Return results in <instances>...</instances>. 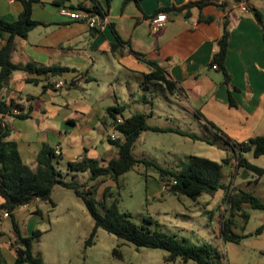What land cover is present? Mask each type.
Returning <instances> with one entry per match:
<instances>
[{
    "label": "crops",
    "instance_id": "0c3cea01",
    "mask_svg": "<svg viewBox=\"0 0 264 264\" xmlns=\"http://www.w3.org/2000/svg\"><path fill=\"white\" fill-rule=\"evenodd\" d=\"M54 1L40 0L32 4V18L42 24L29 31L26 38L16 37L11 59L15 63L33 61L41 65L66 67L68 70L54 79V82L62 79L66 83L61 88L62 93L53 94L51 88L45 89V80L39 84L25 82L30 75L22 71H15L9 85L1 90L6 101L14 99L30 107L28 118L7 116L5 119L9 138L17 143L25 163L34 166L44 142L57 149L63 167L82 156L106 162L112 158L102 157L108 155V151L117 154V149L112 151L104 144L108 141L105 135L113 120L107 112L108 108L121 110V113H115L117 118H127L134 113L144 114L150 128L147 130L156 132L197 136L190 129L180 128L182 122L194 121L207 129L209 125L214 139L219 133L229 140H233L234 134H244L247 136L244 141L264 135V0H210L201 9L203 15L213 17L209 22L199 19L196 7L189 11H166L168 21L160 30H154L150 24V19L159 10L200 0H95L106 11L101 19L102 28L98 30L60 12L64 7L70 11L91 7V0H68L62 5H56ZM241 2L248 11L239 9ZM22 8L18 0H0V18L14 21ZM253 10L263 13L262 30ZM225 17L230 20L225 58V67L231 76L229 85L223 82L222 72L211 66ZM117 36L123 44L112 52L111 46L118 42ZM157 68H161V72L175 85L172 95L160 81H143L145 74ZM23 89L28 93H23ZM157 89L163 95V102L157 103L163 108L147 97V93ZM139 101L145 103L141 111L122 115L123 110L129 109L128 103ZM224 107L228 111L235 109L240 118L236 120V115L228 112L226 121L219 120ZM155 117L166 120V125H151L149 122ZM211 145L220 148L218 143ZM227 166L232 167L231 164ZM243 175L246 176L242 171ZM109 181L111 183L108 182L107 186L110 187L113 180ZM156 183L162 193L164 183ZM38 202L40 200H33L17 211H27L34 204L35 208L29 212L39 214ZM242 213L247 215V220ZM252 214L259 216L263 223L264 210L252 208L247 203H242L241 209L232 217L233 231L248 234L238 243L246 244L253 237L254 242L261 244L264 230L258 235L252 234V230L248 233L243 230ZM36 216L28 217L32 228ZM237 227L240 233L235 231ZM18 228L22 232L19 224ZM32 228H25L28 235ZM213 232L224 244L215 227ZM261 246L252 248L256 250L255 247H258L264 256V245ZM12 262L13 259L9 263ZM250 264H264V258Z\"/></svg>",
    "mask_w": 264,
    "mask_h": 264
},
{
    "label": "trees",
    "instance_id": "16d2710c",
    "mask_svg": "<svg viewBox=\"0 0 264 264\" xmlns=\"http://www.w3.org/2000/svg\"><path fill=\"white\" fill-rule=\"evenodd\" d=\"M22 3V11L14 21H7L0 18V221L4 212L11 217V226L15 232V239L11 244L13 262L9 263L0 249V264H44L42 256L34 253L33 244L40 234L38 229H33L29 235H23L17 222L13 219V214L21 206L30 204L33 200L49 201L51 204V192L55 185L72 189L74 194L80 198L93 220V229L89 237L85 240V247L93 244V238L98 228H102L108 233L133 244L136 248L149 247L159 248L167 251L165 261L168 264H186L194 261L196 264H227L223 253L212 243H192L185 238L181 241L175 234H170L157 228H152V219L145 217L142 223H136L131 219L128 212L120 211L117 205L118 199L112 198L111 188L105 186L100 197L98 196L99 187L107 179H111L118 187V177L133 168L138 163H143L146 168L157 171L159 180L165 185L164 189L177 199L183 197L196 201L198 198L207 194L211 197L219 188L220 176L223 172V165L231 164L236 170H245L248 175L254 173L261 177L264 169L251 163L244 154L252 153L254 157L264 155V135H256L242 142H234L218 134L214 141L218 142L220 148L231 151V154L222 158L220 162L200 156H190L186 165L180 170L163 167L157 162L149 159H139L133 154L134 143L144 130L150 129L146 123V116L141 113H134L127 118H122V123L116 128L121 133V138L117 140L107 139L110 144L115 145L117 154L106 162L99 159L81 158L66 163V171L74 176L78 173L88 172L84 181L63 178L58 165L60 155L57 149L47 142H44L38 151L34 166L25 163L20 155L17 143L10 139L9 128L4 122L7 116L28 118L30 107H24L22 103L10 99L6 101L1 95V90L9 85L12 74L15 71L28 73L30 76L25 78V82L39 84L43 80L47 81L44 88L56 90L54 79L62 75L68 69L58 65H41L33 61L25 64L15 63L11 59V54L15 48L16 37L26 38L29 31L42 24L32 18V4L40 0H18ZM68 0H55L56 5H62ZM92 1L91 7H84L89 12L98 14L100 18L106 15V11ZM108 2L110 0H107ZM210 0H200L188 2L180 7L164 8L159 12L190 10L196 7L199 10V19L209 22L212 16H205L201 9ZM257 24L263 29L262 11L253 10ZM156 13V14H157ZM94 29V28H91ZM96 30V29H94ZM98 30V29H97ZM230 37V20L228 17L223 19L220 37L216 41V49L211 59V66L216 65V69L222 72L223 82L230 83V74L225 67V58ZM118 42L111 46L112 52L115 47L123 44L119 36ZM158 70L144 75L143 81H160L169 95L175 90V85ZM66 85V83H65ZM31 99L30 96L27 97ZM17 109V113L14 110ZM121 110L108 108L107 112L115 120V113ZM112 120V121H113ZM160 130V128H153ZM192 138L198 136L188 134ZM62 166V165H61ZM175 181V183H172ZM97 196V197H96ZM111 198V201H108ZM223 199L230 204L229 215L221 222L219 236L224 242H238L244 234H237L233 231L232 217L241 209L242 203H247L250 207L264 210V202L249 192L242 190L235 191L234 188L224 187ZM208 220L211 219L213 211H205ZM41 214V212H39ZM244 220L247 215L242 213ZM264 230V221L252 234L258 235Z\"/></svg>",
    "mask_w": 264,
    "mask_h": 264
},
{
    "label": "rangeland",
    "instance_id": "374dc122",
    "mask_svg": "<svg viewBox=\"0 0 264 264\" xmlns=\"http://www.w3.org/2000/svg\"><path fill=\"white\" fill-rule=\"evenodd\" d=\"M27 87L32 88L33 85H27ZM22 91L28 93L26 89ZM53 92V94L62 93L61 88H56ZM147 97L157 106H159V102H163L161 99L163 95L158 89L147 93ZM143 105L145 103L142 101L136 104L128 103V107H130L123 110L122 115L128 116L130 113L141 111ZM159 107L163 108V106ZM222 112L219 114V120L226 121L229 118L228 112L236 115V120L241 116L235 109L228 111L227 107H224ZM149 123L151 125H166V120L155 117ZM207 127L210 130L194 121L180 124L181 129H190L195 132L199 137L197 139L178 134V132L147 130L135 141L133 154L139 159L153 160L163 167L174 170L182 169L190 156H200L220 162L226 154L230 155L231 151L229 148L223 150L209 144L210 141H214V133L209 125ZM243 135L234 134L231 141L242 142L244 137H247ZM226 136L229 137L227 134ZM104 144L112 151L116 150L115 145L108 141H105ZM107 153L108 155L102 157L110 158L116 155L110 151ZM244 156L251 162L255 161L258 166L264 169V155L254 157L252 153H246ZM58 169L65 179L84 181L87 178L84 174H89L88 172L78 173L73 177L65 167L58 165ZM109 180L107 179L100 185L99 197L108 182L111 183ZM158 181L160 180L157 171L150 167L146 168L143 163H138L118 177V187L112 181V186H110L112 198L118 199L119 210L130 213L131 219L136 223H142L145 217H150L152 228L175 234L180 241L185 238L188 242L196 244L212 243L223 253L227 264H250L264 258L258 247H255L256 250L252 248L253 246L263 247L261 245H264V236L260 237L261 244L254 242L253 237H250L246 244L238 242L223 244L213 232L215 227L219 234L221 222L229 215L227 212L229 203L223 199L224 187H232L235 191L249 192L264 202V174L259 179L254 173H250L245 178L242 176L241 170L235 172L233 165L232 167L223 165L219 188L215 195L211 197L204 194L196 201L187 197L177 199L166 189H163L161 193L156 183ZM51 201L53 204L49 201L37 203L41 214L29 212L35 208L34 204L30 205L27 211L19 210L13 214V219L21 227L23 235H28L25 228H32L29 226L28 217L37 215L32 230L38 229L40 234L34 241L33 251L42 256L44 264H168L165 261L167 251L149 247L136 248L133 244L102 228L97 229L93 244L85 247L84 242L93 229V220L83 201L74 194L72 189L60 185L54 186L51 192ZM108 201L110 202L111 198H108ZM209 209L214 214L211 221L208 220L207 213L204 214V211ZM248 213L251 214L252 211L249 210ZM260 224L259 216L252 214L243 230L246 232L252 230L253 233ZM235 231L240 233L241 230L237 227ZM14 239L15 232L11 226V217H2L0 221V249L9 262L13 259L10 247L12 245L9 243H12ZM187 264L196 263L190 260Z\"/></svg>",
    "mask_w": 264,
    "mask_h": 264
},
{
    "label": "built area",
    "instance_id": "2783aa9c",
    "mask_svg": "<svg viewBox=\"0 0 264 264\" xmlns=\"http://www.w3.org/2000/svg\"><path fill=\"white\" fill-rule=\"evenodd\" d=\"M238 7L241 11H244V12L248 11L246 5L243 2L238 4ZM60 12L64 15L69 16L70 18L83 21L89 28H94V29L102 28V22H101L102 18H100L98 14L89 12L84 7L78 10H75V11H70L64 7V8H61ZM167 21H168V15L164 12H159L150 19V24L154 30H160L167 23ZM212 68H216V65H212ZM55 87L63 88L65 87V82L62 79H60L55 82ZM24 107H26V105ZM14 112L17 113L18 112L17 109H15ZM5 119L6 117L4 118V122H5ZM122 120H123L122 118L118 117L112 121L111 125L109 126L108 132L105 135L106 139L117 140L121 138V133L117 130L116 127L122 123ZM255 176L256 178H258L257 175ZM172 183H175V181H173ZM8 216L9 215L6 212L2 214V217H8Z\"/></svg>",
    "mask_w": 264,
    "mask_h": 264
},
{
    "label": "water",
    "instance_id": "95a60500",
    "mask_svg": "<svg viewBox=\"0 0 264 264\" xmlns=\"http://www.w3.org/2000/svg\"><path fill=\"white\" fill-rule=\"evenodd\" d=\"M243 173L247 176V172L245 170H243ZM246 176L243 175V177L246 178Z\"/></svg>",
    "mask_w": 264,
    "mask_h": 264
}]
</instances>
